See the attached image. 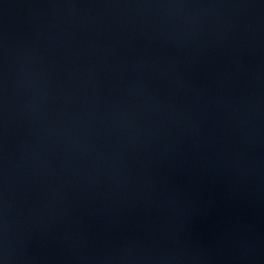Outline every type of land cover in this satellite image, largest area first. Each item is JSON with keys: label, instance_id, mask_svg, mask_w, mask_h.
<instances>
[{"label": "water", "instance_id": "obj_1", "mask_svg": "<svg viewBox=\"0 0 264 264\" xmlns=\"http://www.w3.org/2000/svg\"><path fill=\"white\" fill-rule=\"evenodd\" d=\"M0 264H264V0H0Z\"/></svg>", "mask_w": 264, "mask_h": 264}]
</instances>
